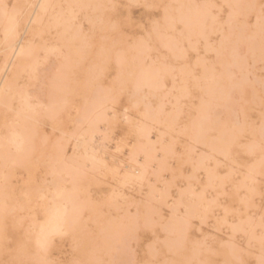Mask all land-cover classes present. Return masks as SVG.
I'll return each instance as SVG.
<instances>
[{
  "label": "rangeland",
  "instance_id": "374dc122",
  "mask_svg": "<svg viewBox=\"0 0 264 264\" xmlns=\"http://www.w3.org/2000/svg\"><path fill=\"white\" fill-rule=\"evenodd\" d=\"M111 1L108 15L110 23L115 25L112 33L95 34L84 15L79 16L84 33L93 40L95 55V58L85 60L83 67L86 70L95 68L96 81H99L95 82L92 94L87 92L90 89L84 90L86 83H79L81 90L78 93H81L75 102L85 110V102L91 96L103 101L101 110L94 114V117L104 115L103 120L95 124V133L91 134L90 124L86 121L76 124L72 121L74 115L71 110L66 109L59 117L60 124L49 121L44 125V135L48 139V159L60 143L71 158L70 164L80 170L81 178L85 180L82 181V192L79 195V201L83 205L82 219L78 221L69 239L57 238L52 254L47 256L37 252L35 243L36 226L40 224L35 215L37 217L39 213L42 216V208L31 216L20 213L18 218L24 221H21L18 238L30 236L26 243L30 249L26 247L25 252H15L13 257L2 256L0 261L80 259L111 264L114 261L150 259L151 251L156 248L163 249L161 258L184 259L185 244L195 249L194 258H201L200 245L193 243L194 240L202 242L207 239L211 243L213 238H227L229 234L227 226L220 219L223 210L216 208L215 212L212 211L215 206L210 204L211 196L206 200L202 197L201 200L196 199V196H200L197 186L208 180L207 164L210 163L212 168L217 164L225 166V155L215 154L208 144H219L222 134L234 141L237 132L248 127L255 128L257 139L259 138L264 112L261 100V72L264 70L261 62L262 33L257 23L261 15V0ZM7 3L8 9H12L16 1L7 0ZM156 6L158 7L155 8ZM157 12L160 13L159 16L156 15ZM193 14L204 16L206 27L191 30L184 26L180 17ZM249 16L253 18L254 27H249L246 23ZM2 35L0 26V42ZM171 42L176 46H171ZM105 46L112 48L113 55L107 63L98 59ZM41 54L45 57L42 51ZM120 56L125 57V68L118 64ZM46 58L40 60L42 72L50 71L46 66ZM2 59L3 53L0 51V64ZM60 61L57 65L58 74L55 73L57 76L62 72L60 70L64 66V57ZM143 69L156 71V87L144 86L137 89L135 84L140 80ZM71 77L79 79L76 75ZM24 81L27 82V78ZM80 84H84V87ZM30 87L34 90L37 82ZM130 107L133 111L129 115L149 130L155 155L153 153V158L148 160L149 169L143 181L134 180L122 184L125 173L137 174L140 165L144 164L143 158L136 162L130 158L133 145L137 144V150L140 144L146 142L138 134L137 127H130L124 120L125 109ZM142 112L147 113L145 120ZM203 114L208 118L207 145L202 142L193 143L196 142L193 136L195 137ZM129 140L131 143H128ZM88 141L94 144L98 155L106 162V167L94 166L83 156V144ZM174 147L179 148V152H174ZM186 150L187 154L181 157L180 153ZM201 156L206 159L202 164ZM258 161L257 159L255 163L258 192L255 193L252 207L257 224L262 211ZM85 164L87 167H84ZM153 164L154 169L151 167ZM51 176L40 174V181L44 179L42 177H46L52 188ZM72 184L69 177H65V185L73 189ZM182 203H186L188 207L190 205L189 209ZM80 232L84 235H79ZM77 238L79 239L76 240ZM259 256L257 244L250 258L259 259Z\"/></svg>",
  "mask_w": 264,
  "mask_h": 264
},
{
  "label": "bare ground",
  "instance_id": "6f19581e",
  "mask_svg": "<svg viewBox=\"0 0 264 264\" xmlns=\"http://www.w3.org/2000/svg\"><path fill=\"white\" fill-rule=\"evenodd\" d=\"M15 1L16 4L14 5V7L12 9H8L7 0H0V26L2 27V33H3L0 42V51L3 53V59L0 64V259L2 256L5 255L13 257L15 256V252L18 251L23 252L24 250H26V247L27 249H30L28 248V246H26V243L28 239H30V236L26 235L25 237L22 236V238H18V230L22 226L21 221L23 220V219L19 220L18 218L20 213H24L28 216L29 215L31 216V215H35V211L37 209L42 208L43 214L45 212L48 213V220H49L48 225L43 227H46L48 229H55L59 226V219L60 217L63 216L66 210L69 212L74 210L76 211L83 210V205L79 201V195L82 192V181H83L81 178V172L78 168L70 164L69 162L70 160L66 161L64 159V153L66 152L60 143L56 145L53 155L51 156V158L48 159V152H47L48 139L46 138L47 136L45 137L44 135V125L48 124L49 121L53 122V124L55 123L60 124L59 117L61 113L66 109H70L71 113L74 115L72 121H75L76 124H79L83 121L88 122L91 126L90 129L91 134L95 133L94 131L95 124L99 121H102L104 115L100 114L94 117V114L97 111L101 110L103 101L98 100L96 97L92 98V96L90 95L91 98H88V101L85 102L86 105L85 110H82L81 105L79 106L78 103L75 102L77 96H79V93H81L80 91L78 93V90L80 89L79 83L82 82L86 83L87 86L85 87L84 84L83 85L80 84V85L84 87V90L85 88L90 89L87 92H91L92 94L94 92L95 82L99 81V80L96 81L95 68L90 67V70H86L83 67L84 65L83 63L86 62L85 60L89 58H95V55L93 54L94 51L93 40L89 39V37L84 33V31H81L82 23L79 20V16L84 15L85 20L91 25V29L95 32V34H100V35L104 33L107 34L115 29V25H112L110 23L111 20L108 15V10L112 5L111 0H15ZM9 17L15 18V31L12 30L13 23L10 21ZM180 20L182 21V23L184 22V26L186 25L191 30H193L195 27H199L202 29L204 26L205 17L200 14H193L190 16L189 15L182 16L180 17ZM31 41H36L37 43H39V45L37 44L38 48L40 51L44 53L45 57H47V54L51 52L52 49L54 48L63 53L65 62H64V66L60 70L62 71L61 74L59 73L58 75L61 84L60 99L54 108L49 109L47 111L41 110L37 108L35 105L25 104L22 111H20L17 114L15 120L6 121L5 120V112L7 111L6 103L15 100L19 104L21 102L22 93H26L28 91V88L32 85H35L37 82L33 78V72L36 65V58L30 55L28 52V48L31 46L30 45ZM170 45L174 47L176 46V44L173 42H171ZM112 56H113L112 48L105 46V48L99 54L98 59L103 61L104 63H107L110 62L109 60H111ZM117 61L119 65L125 68L124 56H120L117 59ZM94 64L95 63H93V65ZM107 65L110 66L109 64ZM107 68L108 67H106V69ZM105 72L107 73V71ZM141 73L142 76L140 80L137 82V84H135L137 89H140L144 86H147L149 88H154L157 86L156 83L157 73L155 70L143 69L141 70ZM72 75H76V77L77 78L79 77V79L72 78L71 77ZM24 78H27L28 81L25 82ZM130 79L134 80L131 77ZM65 101L67 103H64ZM142 118L144 119V117ZM207 120L208 118L206 114H203L202 121L198 125L195 137L193 136L196 142L193 143L197 144V142H202L207 145L206 143ZM137 131L138 134L142 135L146 139V142L144 144L139 143L140 145L138 146L137 151L144 153L147 160L152 159L153 153L155 151V146L149 138L150 137L149 130L145 126L140 125L139 127H137ZM221 132L224 133L223 131ZM221 139H222L221 141L219 140L220 141L219 144L210 143L208 144V146L214 153L216 152L225 155L226 149L228 145H230L233 142V139L226 136L225 134H222ZM50 147L51 146H49V148ZM83 147L85 153V155L83 154V156L87 157V159L90 161L89 163H92L94 166L97 167H103V168L106 167L105 165L106 162H104V159L103 157H101V155H98V151L95 148L94 144L91 143V141L85 142L83 144ZM161 150H163V148ZM208 151L210 150L208 149ZM33 153H35V155H33ZM202 157L204 156H201V158ZM204 160L206 159L202 158L200 164L205 162ZM198 168L200 169V167ZM194 170H197V168H195ZM142 171H144V169L142 168V165H140V169L138 170L137 174ZM43 173L45 174V176L52 175L51 176L53 177L52 188H50L51 184L49 185L47 183L48 180L46 179V177H42L44 179L42 181H39V183H37V177H39V175ZM137 174H133L131 172L125 173L122 178V184L131 183L134 180H136V182L137 181L141 182V180L135 178ZM65 177H69V179L73 183L72 184L73 189L70 193L64 190ZM5 178H7V190L5 187ZM187 190L186 192H188ZM196 197H197L196 199L201 200V196H196ZM182 198H180L179 200L180 203L182 202L181 200ZM183 204L187 206L186 203H182V205ZM200 206L202 207V204ZM29 207L33 209L32 212H29L27 210V208ZM198 208L200 209V207ZM176 209L177 208L175 207L174 211H176ZM6 216L8 217L7 223H5ZM41 227H42L41 224L36 226L37 234L39 233ZM79 235H82L81 232ZM67 239L69 238L67 237ZM78 239L79 238H77L76 240ZM9 244H11L12 246L9 247L8 246ZM10 249H14V250L10 252L9 251ZM183 255L184 254H182V257L184 258Z\"/></svg>",
  "mask_w": 264,
  "mask_h": 264
},
{
  "label": "snow or ice",
  "instance_id": "6c2138e0",
  "mask_svg": "<svg viewBox=\"0 0 264 264\" xmlns=\"http://www.w3.org/2000/svg\"><path fill=\"white\" fill-rule=\"evenodd\" d=\"M260 9L261 15L257 19V23L260 25L262 33L261 62L264 64V0L260 2ZM156 15L159 16L160 13L157 12ZM9 19L13 23L12 30L15 31V18L9 17ZM246 23L249 27L255 26L251 16L247 18ZM81 31H83V26H81ZM30 45L28 52L36 58L33 78L37 81V87L34 90L29 87L26 93H22L19 104L15 100L6 103V121L15 120L25 104L35 105L37 108L47 111L54 108L60 99L61 84L55 73L58 72L57 65L62 59L63 53L55 48L52 49L46 58V66L49 67L50 71L42 72L40 60L45 59V57L41 54L36 41H31ZM249 66H251L250 59ZM261 100L264 103V70L261 72ZM132 111V107L125 109L124 120L130 127H139L140 121L129 115ZM146 115L147 113H142V117ZM258 137L257 139L255 128L241 129L226 149L225 166L221 167L220 164H217L215 168H212L210 163L207 164L208 180L206 183L197 186L199 189L198 194L202 198L207 199L211 196L210 203L215 206L212 208L213 212L216 208L223 210V216L220 219L229 230L227 238L215 237L211 243L207 239L202 242L194 240L193 243L200 245L201 258H194L195 249L189 248L185 244L184 259L161 258L163 249L156 248L151 251L150 259L135 262L114 261L111 264H264V112H262ZM128 143H131V140ZM133 148L134 151L130 153L132 161L136 162L142 158L144 159L142 165L144 171L138 173L135 177L143 181L146 178L149 163L144 153L137 152L136 145H133ZM173 151L179 152V148L174 147ZM186 154L187 150L180 153L181 157ZM64 159L67 161L71 158L68 157L67 153H64ZM257 159L260 165L259 195L262 209L258 224L255 223L254 213H252L257 191L255 174ZM84 167H87V165L85 164ZM151 167L154 169L155 165L153 164ZM39 181L40 177H37V183ZM5 187L7 190V178H5ZM64 190L69 193L72 191L67 185H65ZM27 210L29 212L33 211L30 207ZM83 214V210L71 212L66 210L59 219V226L55 229H48L43 227L49 223L48 213L45 212L42 216L38 213L35 219H38L42 225L35 241L38 253L51 255L57 238L71 237L73 229L78 221L82 219ZM7 220L8 217L6 216L5 223H7ZM189 239L191 240L192 237L190 236ZM257 244L260 250L259 259H252L250 257L253 255V249ZM8 246L11 247L12 245L9 244ZM164 255H167V253H164ZM0 264H107V262L80 259L71 261L37 259L29 261L5 260L0 261Z\"/></svg>",
  "mask_w": 264,
  "mask_h": 264
}]
</instances>
